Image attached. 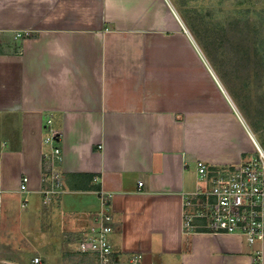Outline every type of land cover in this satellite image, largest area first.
Masks as SVG:
<instances>
[{"label":"crops","instance_id":"1","mask_svg":"<svg viewBox=\"0 0 264 264\" xmlns=\"http://www.w3.org/2000/svg\"><path fill=\"white\" fill-rule=\"evenodd\" d=\"M48 120L61 136L64 179L51 200L40 190ZM252 149L235 102L168 0H0V264L95 263L74 235L94 225L100 190L118 262L128 252L139 264L264 256V242L182 228L195 162L237 164Z\"/></svg>","mask_w":264,"mask_h":264},{"label":"built area","instance_id":"2","mask_svg":"<svg viewBox=\"0 0 264 264\" xmlns=\"http://www.w3.org/2000/svg\"><path fill=\"white\" fill-rule=\"evenodd\" d=\"M22 33L18 32L17 36ZM49 146L43 151L41 195L45 200L57 199L62 191L63 176L59 169L62 159L61 136L50 121L44 125ZM253 149L237 164L211 166L203 160L195 162L197 184L182 193V228L185 233L205 231L241 235L247 244L264 242V143L247 128ZM98 182L99 178L94 177ZM28 177L19 182L27 190ZM141 185V182H139ZM100 209L93 215L94 225L74 235L76 249L94 255L93 264H139L141 254L128 252L126 263L118 262L109 235L112 232V210L107 194L100 190ZM263 251L255 250L246 264H263ZM38 262L39 257L32 258Z\"/></svg>","mask_w":264,"mask_h":264},{"label":"rangeland","instance_id":"3","mask_svg":"<svg viewBox=\"0 0 264 264\" xmlns=\"http://www.w3.org/2000/svg\"><path fill=\"white\" fill-rule=\"evenodd\" d=\"M168 1L264 143V0Z\"/></svg>","mask_w":264,"mask_h":264},{"label":"trees","instance_id":"4","mask_svg":"<svg viewBox=\"0 0 264 264\" xmlns=\"http://www.w3.org/2000/svg\"><path fill=\"white\" fill-rule=\"evenodd\" d=\"M63 176V175H62ZM63 185H64V179H63Z\"/></svg>","mask_w":264,"mask_h":264}]
</instances>
